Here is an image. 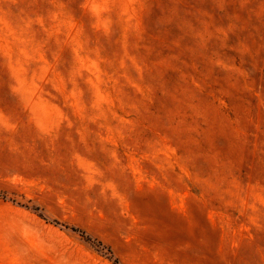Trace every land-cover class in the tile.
<instances>
[{
	"label": "rangeland",
	"instance_id": "374dc122",
	"mask_svg": "<svg viewBox=\"0 0 264 264\" xmlns=\"http://www.w3.org/2000/svg\"><path fill=\"white\" fill-rule=\"evenodd\" d=\"M0 264H264V0H0Z\"/></svg>",
	"mask_w": 264,
	"mask_h": 264
}]
</instances>
